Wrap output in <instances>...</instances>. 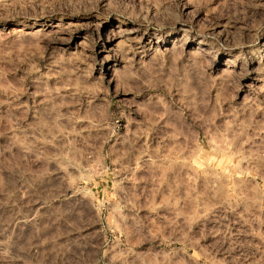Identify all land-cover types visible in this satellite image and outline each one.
Wrapping results in <instances>:
<instances>
[{
  "label": "rangeland",
  "instance_id": "374dc122",
  "mask_svg": "<svg viewBox=\"0 0 264 264\" xmlns=\"http://www.w3.org/2000/svg\"><path fill=\"white\" fill-rule=\"evenodd\" d=\"M0 264H264V0H0Z\"/></svg>",
  "mask_w": 264,
  "mask_h": 264
}]
</instances>
